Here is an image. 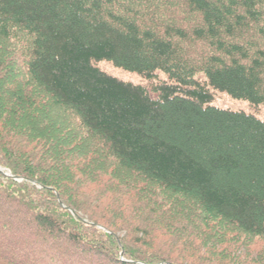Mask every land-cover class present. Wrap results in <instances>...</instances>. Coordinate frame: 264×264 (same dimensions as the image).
Masks as SVG:
<instances>
[{"label": "trees", "instance_id": "trees-1", "mask_svg": "<svg viewBox=\"0 0 264 264\" xmlns=\"http://www.w3.org/2000/svg\"><path fill=\"white\" fill-rule=\"evenodd\" d=\"M262 110L264 0H0V264H264Z\"/></svg>", "mask_w": 264, "mask_h": 264}, {"label": "rangeland", "instance_id": "rangeland-1", "mask_svg": "<svg viewBox=\"0 0 264 264\" xmlns=\"http://www.w3.org/2000/svg\"><path fill=\"white\" fill-rule=\"evenodd\" d=\"M99 67L105 71L106 73L113 75L119 79H122L124 81H131L133 83H139L145 86H148V84H146V82H144L139 76L132 74V73H128L125 72L121 69L116 68L113 64L111 63H102L99 65ZM216 104L219 107H234V108H244L246 110H249L248 105L245 103H236L231 101L230 99H228L226 96L224 95H218L216 97ZM259 117L264 120V110H262L259 114ZM234 250V249H232ZM256 251V250H255ZM230 255H234V253L230 252ZM240 254H238L239 256Z\"/></svg>", "mask_w": 264, "mask_h": 264}]
</instances>
